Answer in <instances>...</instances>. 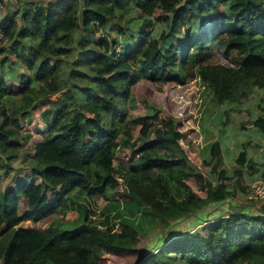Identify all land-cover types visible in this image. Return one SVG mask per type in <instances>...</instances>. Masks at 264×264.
Instances as JSON below:
<instances>
[{
	"label": "trees",
	"instance_id": "1",
	"mask_svg": "<svg viewBox=\"0 0 264 264\" xmlns=\"http://www.w3.org/2000/svg\"><path fill=\"white\" fill-rule=\"evenodd\" d=\"M136 10L140 16L134 19ZM156 24L159 33L152 35ZM0 29V62L18 46L17 65L32 71L27 80L21 74L18 85L0 80V170L11 166L22 121L36 107H43L47 125L36 140L30 176L0 191V264H264V204L251 211L236 206L152 250L126 222L105 228L90 219L74 229L37 226L75 188L100 203L110 196L134 202L165 227L231 197L230 177L218 170L222 143L209 146L216 165L192 152L183 128L191 102H175L172 93L199 81L216 105L264 88V0H30L7 14ZM82 29H116L123 40L101 34L97 48L78 40L72 65L86 59L91 76L80 100L60 77L75 50V32ZM117 42L122 47L116 53ZM11 93L21 95L12 113L4 102ZM252 123L264 130V115ZM121 139L127 143L120 156L126 164L122 177L109 158L96 159ZM247 160L242 150L237 163Z\"/></svg>",
	"mask_w": 264,
	"mask_h": 264
},
{
	"label": "rangeland",
	"instance_id": "2",
	"mask_svg": "<svg viewBox=\"0 0 264 264\" xmlns=\"http://www.w3.org/2000/svg\"><path fill=\"white\" fill-rule=\"evenodd\" d=\"M29 1L18 0L16 3L7 6L22 8ZM37 1L45 3L47 0ZM135 13L134 19L140 16L139 10H136ZM131 14L129 13V15ZM129 15L126 14L127 17L125 16L124 22H126ZM151 29L152 35H158L160 25L156 24ZM103 30H99L96 34H91L85 29L77 30L73 47L75 50L72 51V56L70 55L67 58L68 63L62 65L61 85L66 84L71 88H75L80 100H83L88 94L86 82L91 80V76L86 75L89 66L86 59L72 65L76 59L75 54L79 51L78 40H86L88 44L97 48L96 40ZM103 32L106 33L108 38L116 36L121 39L123 37L119 33L116 34V29L113 33L108 32V30ZM19 49L18 46L10 49L8 51V61L5 62V59H3L0 62V80L3 79L8 84L18 85L20 77L23 75L25 80H27L26 76L31 78L32 71L24 64L19 66L16 63L18 61L15 59V55L19 52ZM72 70H74V74L70 75L69 73ZM28 81L30 80L28 79ZM33 85L37 88L42 86L40 81H36ZM142 88H146L145 85ZM61 93L60 91L59 94ZM141 94L146 93L141 92ZM51 97L54 98L55 96ZM172 97L175 102H191V113L189 112L187 125L183 128H187L189 131L185 143L197 156L207 158L211 166L216 165L215 159L209 153V146L213 141L219 140L225 152L218 170L224 168L227 171V176L231 178L233 169L240 166L235 163V157L242 150L246 151L253 173L245 172L240 176H233L232 180L227 181L229 187L234 189V194L231 197L229 196L223 202L209 205L190 219L165 227L166 225L158 217L134 202H127L116 196H110L107 201L100 203L97 197L90 196L80 188H75L65 196L63 203L54 212L40 219L37 226L41 229L55 227L74 229L84 223L85 220L90 219L93 224L105 228L109 225L115 227L119 222H126L134 225L146 237L144 247L147 250H152L159 246L163 239L186 229H196L204 220H211L227 214L236 206L251 211L253 206L263 205L264 199L261 200L254 196L250 183L255 177L264 178V171L259 173L258 170L259 163L264 165V131L256 129L252 123L255 118L264 115V88L255 89L252 94L240 97L235 101L215 105L211 104V96L207 93V87H204L199 81H191L182 85L181 89H175ZM8 98L4 102L8 111L12 113L15 106L21 102V95L11 93ZM42 108V106L36 107L32 116L22 121L21 143L9 157L11 166L0 170V191L7 189L14 179L31 174L32 167L29 161L33 156L36 140L42 139L46 134L47 125L41 118ZM144 112L143 109L130 110V115ZM176 118L178 119L179 116H176ZM126 146L127 143L124 139L119 142H110L96 156V159L100 157L109 158L112 161L114 170L122 177L126 164L120 160V156ZM210 176L214 178V175L210 174Z\"/></svg>",
	"mask_w": 264,
	"mask_h": 264
},
{
	"label": "built area",
	"instance_id": "3",
	"mask_svg": "<svg viewBox=\"0 0 264 264\" xmlns=\"http://www.w3.org/2000/svg\"><path fill=\"white\" fill-rule=\"evenodd\" d=\"M18 0H0V8H3L9 4L16 3ZM101 34H105V32L101 31ZM5 40L4 32L0 29V41ZM122 44L117 42L113 46L114 52H119L121 50ZM250 188L255 197L259 199H264V178L263 177H255L251 183Z\"/></svg>",
	"mask_w": 264,
	"mask_h": 264
},
{
	"label": "crops",
	"instance_id": "4",
	"mask_svg": "<svg viewBox=\"0 0 264 264\" xmlns=\"http://www.w3.org/2000/svg\"><path fill=\"white\" fill-rule=\"evenodd\" d=\"M35 1H37V0H35ZM48 1V0H47ZM46 1V2H47ZM38 2H40V3H42L41 1H38ZM45 2V3H46ZM45 3H42V4H45ZM19 8H17L16 6H7V7H3V8H0V22L4 19V17L7 15V14H12V13H14L16 10H18ZM20 9H22V8H20ZM19 14V13H18ZM227 102V101H226ZM259 117V116H258ZM256 119V118H255ZM255 127V126H254ZM256 129H259V130H261V131H264L263 129H260V128H258V127H255ZM223 148V154H224V147H222ZM241 151V150H240ZM239 154H240V152L238 153V156H239ZM238 156H236L235 157V163L237 164V165H240L239 163H237V159H238ZM263 164H264V162H263ZM250 165L251 164H249V162H248V160H247V162L242 166V165H240V166H236V168L235 169H233V172H232V177L234 176V173H235V171L236 170H240V171H242V174L243 173H249V167H250ZM259 173L260 172H262V171H264V165H262V164H260L259 163ZM227 172V171H226ZM240 176V175H239ZM230 178L231 180L233 179V178ZM229 179V180H230ZM262 200V199H261Z\"/></svg>",
	"mask_w": 264,
	"mask_h": 264
}]
</instances>
